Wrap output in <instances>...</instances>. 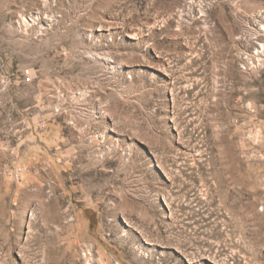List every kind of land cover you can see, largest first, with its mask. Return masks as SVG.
<instances>
[{"label":"rangeland","instance_id":"374dc122","mask_svg":"<svg viewBox=\"0 0 264 264\" xmlns=\"http://www.w3.org/2000/svg\"><path fill=\"white\" fill-rule=\"evenodd\" d=\"M263 45L264 0H0V264H264Z\"/></svg>","mask_w":264,"mask_h":264},{"label":"crops","instance_id":"0c3cea01","mask_svg":"<svg viewBox=\"0 0 264 264\" xmlns=\"http://www.w3.org/2000/svg\"><path fill=\"white\" fill-rule=\"evenodd\" d=\"M33 109L35 110V114L36 117H39L40 119L43 120V114L45 115V117L47 118V120L49 121V125L47 130L50 132H56L55 129H57L59 126L57 125V120L55 118V114L52 111L51 107L49 105H46L44 102V99L41 95V93H38L37 95H35V97L33 98ZM46 109L48 110L47 113L45 114ZM29 109H24V112H28Z\"/></svg>","mask_w":264,"mask_h":264},{"label":"built area","instance_id":"2783aa9c","mask_svg":"<svg viewBox=\"0 0 264 264\" xmlns=\"http://www.w3.org/2000/svg\"><path fill=\"white\" fill-rule=\"evenodd\" d=\"M56 111H59V109H56Z\"/></svg>","mask_w":264,"mask_h":264},{"label":"bare ground","instance_id":"6f19581e","mask_svg":"<svg viewBox=\"0 0 264 264\" xmlns=\"http://www.w3.org/2000/svg\"><path fill=\"white\" fill-rule=\"evenodd\" d=\"M263 47H264V45H263Z\"/></svg>","mask_w":264,"mask_h":264}]
</instances>
